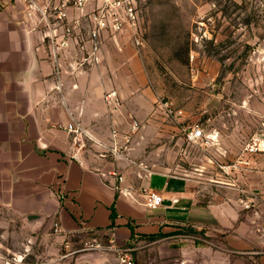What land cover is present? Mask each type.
<instances>
[{
  "label": "crops",
  "instance_id": "0c3cea01",
  "mask_svg": "<svg viewBox=\"0 0 264 264\" xmlns=\"http://www.w3.org/2000/svg\"><path fill=\"white\" fill-rule=\"evenodd\" d=\"M100 2L88 0L86 11ZM60 9L69 20L82 14L73 0H33V5L0 0V264L21 262L22 252L8 244L13 221L43 230L54 250L67 241L70 247L83 245L92 237L123 246L156 235L150 250L171 264H233V250L263 251L264 168L257 165L252 172L258 186L252 219L245 200L206 203L193 178L144 170L148 158L134 160L141 154L135 149L149 143L143 127L154 117L156 94L132 31L105 34L101 62L86 63L74 40L68 48L54 45L52 30L62 32ZM83 31L87 37V28ZM109 90H117L121 99L114 113L104 99ZM133 119L141 130L127 138ZM72 122L84 130L79 138L67 129ZM113 127L126 146L120 155L110 149ZM215 132L224 135L222 129ZM212 144L229 154V140ZM260 156L252 161L261 164ZM124 160L132 165L127 168ZM121 164L127 169L121 171ZM146 193L162 195L163 204L148 207ZM203 226L224 233L227 248L196 242L184 229ZM104 252L101 260L111 254L116 261L114 251ZM255 260L264 264V254Z\"/></svg>",
  "mask_w": 264,
  "mask_h": 264
},
{
  "label": "rangeland",
  "instance_id": "374dc122",
  "mask_svg": "<svg viewBox=\"0 0 264 264\" xmlns=\"http://www.w3.org/2000/svg\"><path fill=\"white\" fill-rule=\"evenodd\" d=\"M138 5L143 38L138 52L156 107L143 127L149 143L141 149L137 144L135 151L142 156L134 160L147 157L146 171L193 178L206 203L245 200L249 219L255 218L251 208L258 186L252 172L264 168V152L251 153L245 146L254 135H264V0H140ZM195 125L205 133L197 142L185 135V129ZM221 138L230 141L227 155L222 148H211ZM82 145L86 149L87 143ZM260 154L261 164H256L252 158ZM119 168L127 169L122 164ZM243 169L250 172L241 177ZM13 222L8 244L22 252L18 264H116L111 254L101 260L102 250H77L84 244L67 248L61 243L54 250L43 230ZM184 229L196 242L227 248L220 231L207 226ZM157 237H142L133 244L138 264H171L150 250V241ZM231 253L233 264H257L255 257L264 250Z\"/></svg>",
  "mask_w": 264,
  "mask_h": 264
},
{
  "label": "built area",
  "instance_id": "2783aa9c",
  "mask_svg": "<svg viewBox=\"0 0 264 264\" xmlns=\"http://www.w3.org/2000/svg\"><path fill=\"white\" fill-rule=\"evenodd\" d=\"M30 5H33V0H23ZM88 0H73V4L81 10L80 17L69 20L65 10L60 9L57 17L61 21L62 32H54L52 37L55 47L68 48L71 40H74L79 48L85 53L83 61L90 64H99L101 62V42L105 34L116 37L119 33L126 29H130L133 34L134 43L139 48L143 43L142 33L140 32V0H101L96 7L90 11H86V3ZM83 27L87 28L88 35H84ZM105 102L109 110L114 113L121 106V99L117 90H109L104 94ZM168 108V103H165ZM140 128V123L137 119H133L130 124L129 133L126 137L136 133ZM67 129L75 134V137H80L84 130L79 124L74 122L67 125ZM186 138L189 141L197 142L204 138L205 133L203 127L195 125L191 129H185ZM119 130L116 127L112 128L113 146L110 148L115 154L121 153V149L125 148L118 141ZM128 141V140H127ZM245 150L251 153L264 152V135H254L246 144ZM123 176L119 177L120 181ZM129 195H132L131 189H123ZM146 204L150 208H157L163 204V196L158 193H146ZM58 226H55V231H58ZM67 248H71L69 242H65ZM79 251L82 250H112L116 253V264H138L134 257L135 247L133 245L117 246L111 240L104 242L98 237H92L87 240ZM75 250V251H77Z\"/></svg>",
  "mask_w": 264,
  "mask_h": 264
},
{
  "label": "trees",
  "instance_id": "16d2710c",
  "mask_svg": "<svg viewBox=\"0 0 264 264\" xmlns=\"http://www.w3.org/2000/svg\"><path fill=\"white\" fill-rule=\"evenodd\" d=\"M114 215V214H113Z\"/></svg>",
  "mask_w": 264,
  "mask_h": 264
}]
</instances>
